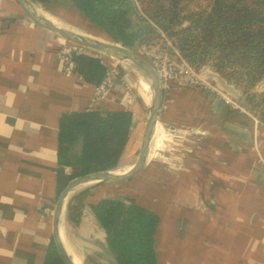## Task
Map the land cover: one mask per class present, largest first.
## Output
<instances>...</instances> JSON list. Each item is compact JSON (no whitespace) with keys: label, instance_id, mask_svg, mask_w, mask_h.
Returning a JSON list of instances; mask_svg holds the SVG:
<instances>
[{"label":"crops","instance_id":"1","mask_svg":"<svg viewBox=\"0 0 264 264\" xmlns=\"http://www.w3.org/2000/svg\"><path fill=\"white\" fill-rule=\"evenodd\" d=\"M41 6L51 16L52 9L66 10ZM67 41L32 20L15 0H0V264H45L54 243L46 209L53 211L59 196L60 117L88 109L97 87L64 72L60 48ZM89 51L115 75L110 94L92 108L134 111V136L123 158L131 162L150 98L136 86L128 64ZM167 136L172 146L150 159ZM152 143L139 174L146 178L140 200L127 201L160 217L158 264H264V124L212 89L184 85L165 94ZM117 189L110 181L95 185L88 201L114 197ZM80 223L92 224L107 247L90 205Z\"/></svg>","mask_w":264,"mask_h":264},{"label":"trees","instance_id":"2","mask_svg":"<svg viewBox=\"0 0 264 264\" xmlns=\"http://www.w3.org/2000/svg\"><path fill=\"white\" fill-rule=\"evenodd\" d=\"M32 1L75 10L108 40L134 51L167 37L189 64L200 69L212 62L216 71L245 93L264 79V0ZM74 59L77 73L97 85L110 70L101 57L87 52L76 54ZM247 109L264 124V91L259 96L251 93ZM133 125L131 109L63 113L59 122L58 193L77 176L116 170L134 136ZM90 189L84 188L69 199L67 221L78 225L90 205L117 264H158L155 234L159 215L121 196L89 202ZM45 264H65L55 242Z\"/></svg>","mask_w":264,"mask_h":264},{"label":"water","instance_id":"3","mask_svg":"<svg viewBox=\"0 0 264 264\" xmlns=\"http://www.w3.org/2000/svg\"><path fill=\"white\" fill-rule=\"evenodd\" d=\"M15 1L21 6V8L32 20H34L39 25L56 32L67 40L83 45L88 49L104 52L115 58L136 65L149 76L151 85L153 87L154 98L151 106L149 107L147 119L145 122L140 152L136 162L130 167V169L123 174H119L116 170L104 169L77 176L69 181V183L61 191L57 198L52 211L54 242L63 262L65 264H76L67 252L60 233L61 218L65 215L69 199L74 193L77 192L78 189H80L84 185L104 181H128L144 169L148 159L152 133L155 126L157 125L159 111L163 107L164 90L156 68L150 63L148 59H146L144 56L137 53L133 49L111 39H109V41L107 42H101L91 38L84 33L69 29L64 26H60L41 14L39 7L32 0ZM199 74L203 78L214 82L220 90L232 97L242 106H244L245 108L248 107L249 97L252 92L243 94L242 90L235 83L230 82L221 73L213 68L212 62H208L207 64L203 65L199 69ZM263 89L264 79L256 84L253 91H260Z\"/></svg>","mask_w":264,"mask_h":264},{"label":"rangeland","instance_id":"4","mask_svg":"<svg viewBox=\"0 0 264 264\" xmlns=\"http://www.w3.org/2000/svg\"><path fill=\"white\" fill-rule=\"evenodd\" d=\"M34 3L38 7L42 8V6L40 4H38L36 2H34ZM52 10H53L52 16L57 20V22L59 24L63 25L64 27H67L69 29H73L75 31L81 32V33H83L85 31V27L87 24L86 20L80 14L75 12L74 10H71V9H66V10H64V9L63 10L52 9ZM66 18H68V19H66ZM84 33H87V32H84ZM98 37H99L98 39L101 41H107L108 40L106 38H101L100 36H98ZM89 50H91V49H88V51ZM146 51L172 52L173 54L176 51L179 52V50L174 46V44L171 42V40L168 39L167 37L164 39H156L153 43L142 46L136 52L141 54L142 56H144L147 59ZM89 52H92V51H89ZM118 60L128 64L129 68H131V70H133V72L137 78L136 82H135V80H134V82L136 83V86L142 91V93L145 92L147 94L148 98H150V106H151V104L153 102L154 95L152 92V85H151V81H150L149 76L143 70L138 68L136 65H134L130 62H127V61H123L121 59H118ZM197 70L199 71V69H197ZM208 81H210V80H208ZM210 82L214 86L217 87V85L214 82H212V81H210ZM144 83L149 84L151 89L145 88ZM195 87L205 88L204 86H195ZM240 89L242 90L243 94H247L243 91L242 88H240ZM263 91H264V89L260 90V91L259 90H257V91L252 90L251 92L252 93L254 92L255 94H257L259 96ZM144 128H145V124L140 129V132L138 135V147H137V150H136L134 156L131 157L132 161L129 162V160L126 161L124 159L121 162L120 166L116 169V171L123 172L124 169H126L127 165H129V164L133 165L136 162L138 155H139V152H140ZM173 141H170L168 136L166 137V139H162L160 144L157 145L154 148V150L152 151L153 155L150 157V159H154L157 154L159 155L158 149L159 150L160 149L168 150L172 146ZM139 174L140 173H138L131 180L124 181V182L110 181V182H115V184H117V186H118V189L116 190L117 195L115 193L114 194L112 193V194L116 195V196H121V197L125 198L126 200H131V197H132V200L134 197L135 198L137 197V199L140 200L139 199V197H140V183H141L140 181H143V180L145 181L146 178L145 177H144V179L140 178L142 176H140ZM98 184H100V182L84 185L80 189H78L77 192H79L80 190H82L84 188H88V187L91 188V187L98 185ZM63 217H64V225H65V242H66L67 246L69 247V249H71V251L75 252L81 258L82 264H117L113 255L110 253V251L105 246V243L103 241V237L100 235V232L97 231L95 228H93L92 224L89 223L90 225L89 226L87 225L84 228L83 226H81L82 225L81 223H79L78 225L69 224L67 221L66 212H65V215ZM87 228H88V230H87ZM91 231H92V233H91Z\"/></svg>","mask_w":264,"mask_h":264},{"label":"built area","instance_id":"5","mask_svg":"<svg viewBox=\"0 0 264 264\" xmlns=\"http://www.w3.org/2000/svg\"><path fill=\"white\" fill-rule=\"evenodd\" d=\"M83 52H88V48L69 40L60 48L61 61L63 63L64 72L67 75H74L77 73L74 57L76 54ZM146 57L156 68L165 94L170 93L179 86H204L222 95L226 102L233 108L246 109L225 92L219 90L210 81L204 79L199 74V71L189 64L178 51L174 54L172 52L146 51ZM114 86L115 75L110 69L104 80L97 85L95 96L90 102L88 109H93L92 107L95 102L104 100L110 94ZM46 211L52 213V209L50 208H47Z\"/></svg>","mask_w":264,"mask_h":264},{"label":"bare ground","instance_id":"6","mask_svg":"<svg viewBox=\"0 0 264 264\" xmlns=\"http://www.w3.org/2000/svg\"><path fill=\"white\" fill-rule=\"evenodd\" d=\"M39 10H40L41 14H43L44 16H46L47 18H49L50 20H52V21L55 22L56 24H58V25H60V26H63V25L59 24L58 22H56V21L53 19V17H52L49 13H47V12H42L40 7H39ZM90 26H92V25H90ZM86 27H87V29H88V33H85V34L88 35V36H90L91 38H93V39H95V40H98V41H101V40L98 39V38H99L98 36H100L101 38H106L102 33L98 32L96 29H91V28L89 27V24H88V25L86 24ZM106 39H107V38H106ZM107 41H109V40H107ZM107 41H101V42H107ZM148 85H149V84H148ZM152 92H153V87H152ZM156 126H157V125H156ZM156 126H155V128H154V130H153V133H152L151 144H153V143H152V140H153L154 135H155ZM151 144H150V148H151ZM149 150H150V149H149ZM148 155H149V154H148ZM127 171H128V170H127ZM127 171H125V172H127ZM117 172H118L119 174H123V173H125V172H119V171H117ZM63 220H64V217L62 216V218H61V225H60V233H61V238H62L63 244H64V246H65L67 252H68L69 255L71 256V258L74 260V262H75L76 264H79V263H77V261L75 260V257H74L73 254L70 252V250L67 248V246H66V244H65V242H64V239H63Z\"/></svg>","mask_w":264,"mask_h":264}]
</instances>
